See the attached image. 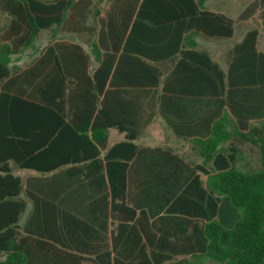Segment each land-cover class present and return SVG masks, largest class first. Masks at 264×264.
Returning <instances> with one entry per match:
<instances>
[{
	"label": "trees",
	"instance_id": "trees-1",
	"mask_svg": "<svg viewBox=\"0 0 264 264\" xmlns=\"http://www.w3.org/2000/svg\"><path fill=\"white\" fill-rule=\"evenodd\" d=\"M205 1L0 0L8 20L0 25V264H263L264 122L250 121L264 120V51L258 31H248L224 72L197 50L195 34L235 32L234 20ZM85 9L93 39L81 100L66 85L78 61L60 45L40 50L18 77L29 89L2 86L14 56L36 48L43 31L78 32ZM55 71L57 85L48 79ZM208 79L236 120L217 114L210 137L196 142L200 164L161 147L131 152L135 89L159 101L161 84L166 92ZM231 88L247 97L245 109L229 101ZM67 103L72 122L63 124L62 113L51 123ZM109 129L126 140L108 148ZM243 143L258 149V168L239 166ZM15 168L37 175L24 182ZM165 218L169 234L153 235Z\"/></svg>",
	"mask_w": 264,
	"mask_h": 264
},
{
	"label": "crops",
	"instance_id": "crops-1",
	"mask_svg": "<svg viewBox=\"0 0 264 264\" xmlns=\"http://www.w3.org/2000/svg\"><path fill=\"white\" fill-rule=\"evenodd\" d=\"M230 6L231 0H206L204 4L206 10L213 13H222L232 18L228 15ZM83 13V19L81 17L79 18L80 28L78 32L68 30L66 27L43 31L40 33L35 43L36 48L25 51V53L21 55L14 56L10 64L13 68V73L2 86L11 87L12 91H15L17 87L28 88L27 86L29 83L27 81H18V77H20L22 72L33 66L36 57L39 58L43 55L39 53L40 50L60 45V48L64 50V52L67 50L69 51L62 54L68 61H78V64H76L78 70L72 71L73 75L67 77L66 85L67 91L72 92L75 96L78 95V99L81 100L82 94L85 93L86 79H88L90 74V71L86 67V56L90 54L89 45L93 39L89 35L88 30L89 26L92 25V18L89 16L86 9ZM7 21L6 16L0 14V25ZM233 37L211 38L201 34H195L191 37L190 41L197 45V50L206 52L214 62L218 63L220 69L226 72L231 58L232 48L234 45L240 43L244 36L231 47L225 48V41ZM187 48L186 46L185 49ZM24 54L27 55L28 62L26 66L23 67L19 63V58L24 56ZM82 59L83 65L81 63ZM95 65H97V63H95ZM52 68V64H50L49 69H51V71ZM210 73H214L213 70H211ZM48 77L50 83H54V85L58 84L59 78L57 77L56 71L50 72ZM135 90L141 93V97L130 104L132 123L131 133L128 135L131 137V144L137 146V148L131 147V152H150L148 150L145 151L143 148L161 147L172 150V152L177 153L183 157L186 162L192 165L200 164V161L194 162L187 159L181 152H192L198 157L196 152H199V147L196 142L199 140H206L210 137L212 127L216 122L217 114L222 117L225 113L229 112L230 117L236 120L232 113H230L228 105L222 102L227 97L226 93L223 95H216L217 89L213 80L209 81L208 79L205 83L203 82L200 85L196 84L190 87L176 84L170 86L166 92H164L163 85L161 84L159 88L161 95L159 101L147 93L146 90L148 89L146 88H137ZM241 91L240 88L238 90L231 88L229 101L234 107L245 109L248 104V99L244 94H241ZM80 106H82V103H79V108ZM62 113L66 114L64 118H61L62 123L70 124L73 118L68 103L63 107L62 112L59 110L57 111L56 115H58V117L51 119L50 122L61 123L60 115H62ZM253 122H255V120L250 121V123ZM79 124L84 125V121L82 122L80 119ZM53 138L54 136L51 139ZM125 140V133H120L115 129H109L108 148ZM106 151H104L103 154ZM17 170L24 173L25 176L23 177L14 171L24 182L28 177L37 175L36 171L29 169ZM203 179L205 180L206 177H203ZM30 212L31 203L28 202V208L23 215L22 221L27 218ZM169 221V218L163 219L162 223H164V225H159V230L152 229V234L157 237L165 234L168 235L170 231ZM150 222H152V220ZM114 224L117 223L111 225V233L109 235H115L117 232ZM109 249H111V247H109Z\"/></svg>",
	"mask_w": 264,
	"mask_h": 264
},
{
	"label": "rangeland",
	"instance_id": "rangeland-1",
	"mask_svg": "<svg viewBox=\"0 0 264 264\" xmlns=\"http://www.w3.org/2000/svg\"><path fill=\"white\" fill-rule=\"evenodd\" d=\"M108 5L104 2L101 4L100 8L104 12ZM252 9V12L247 18L241 19V15L245 10ZM228 15L231 16L235 21V34L234 37L228 41H225L224 46L231 47L235 42L241 39L248 31L257 30L258 31V41L257 47L260 51H264V0H231L230 10ZM27 55L24 54L19 58V63L24 67L27 64ZM263 121H255L252 124H259ZM243 150V160L240 162L239 166L242 169H253L258 168L260 165L259 152L258 149L249 143H243L240 145ZM183 156L187 157L194 162H199L198 158L192 152H181ZM15 173L25 176L23 172L18 171L15 168ZM205 178V176H203ZM2 259L4 256L1 257Z\"/></svg>",
	"mask_w": 264,
	"mask_h": 264
},
{
	"label": "water",
	"instance_id": "water-1",
	"mask_svg": "<svg viewBox=\"0 0 264 264\" xmlns=\"http://www.w3.org/2000/svg\"><path fill=\"white\" fill-rule=\"evenodd\" d=\"M263 264H264V261H263Z\"/></svg>",
	"mask_w": 264,
	"mask_h": 264
}]
</instances>
